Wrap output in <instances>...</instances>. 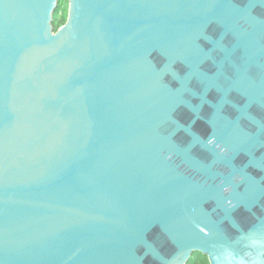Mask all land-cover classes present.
Wrapping results in <instances>:
<instances>
[{
    "label": "water",
    "instance_id": "95a60500",
    "mask_svg": "<svg viewBox=\"0 0 264 264\" xmlns=\"http://www.w3.org/2000/svg\"><path fill=\"white\" fill-rule=\"evenodd\" d=\"M0 0V264H264V0Z\"/></svg>",
    "mask_w": 264,
    "mask_h": 264
},
{
    "label": "trees",
    "instance_id": "16d2710c",
    "mask_svg": "<svg viewBox=\"0 0 264 264\" xmlns=\"http://www.w3.org/2000/svg\"><path fill=\"white\" fill-rule=\"evenodd\" d=\"M68 0H60L59 5L54 13L53 25L55 30H58L67 21L68 17ZM187 264H210L209 258L200 253L195 252Z\"/></svg>",
    "mask_w": 264,
    "mask_h": 264
}]
</instances>
